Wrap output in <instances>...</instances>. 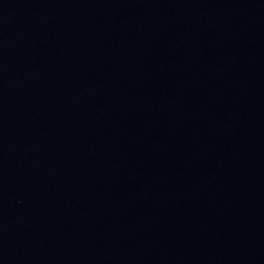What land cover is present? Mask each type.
<instances>
[{
	"label": "water",
	"instance_id": "water-1",
	"mask_svg": "<svg viewBox=\"0 0 264 264\" xmlns=\"http://www.w3.org/2000/svg\"><path fill=\"white\" fill-rule=\"evenodd\" d=\"M0 264H264V0H0Z\"/></svg>",
	"mask_w": 264,
	"mask_h": 264
}]
</instances>
